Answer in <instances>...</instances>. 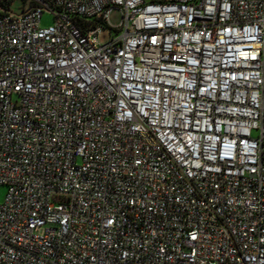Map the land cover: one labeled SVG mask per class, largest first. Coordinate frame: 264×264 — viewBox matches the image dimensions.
<instances>
[{"label": "built area", "instance_id": "obj_1", "mask_svg": "<svg viewBox=\"0 0 264 264\" xmlns=\"http://www.w3.org/2000/svg\"><path fill=\"white\" fill-rule=\"evenodd\" d=\"M0 186V264H264V0H0Z\"/></svg>", "mask_w": 264, "mask_h": 264}, {"label": "rangeland", "instance_id": "obj_2", "mask_svg": "<svg viewBox=\"0 0 264 264\" xmlns=\"http://www.w3.org/2000/svg\"><path fill=\"white\" fill-rule=\"evenodd\" d=\"M20 3H15L12 6L13 11H18L19 10ZM109 21L112 26H118L120 21H121V15L120 12L117 9L111 10L109 14ZM52 23V15L50 13H43L42 18H41V25L46 26ZM112 30L109 29L108 27L104 28L102 32L98 35L99 41L104 43L108 41L110 34ZM6 187L5 186H0V202L3 201L4 195H5Z\"/></svg>", "mask_w": 264, "mask_h": 264}]
</instances>
